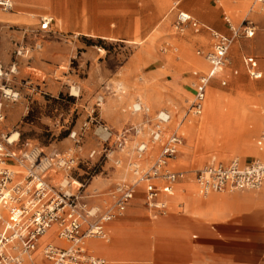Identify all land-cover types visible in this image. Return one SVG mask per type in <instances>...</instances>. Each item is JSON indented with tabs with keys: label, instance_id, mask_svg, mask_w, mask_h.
Segmentation results:
<instances>
[{
	"label": "rangeland",
	"instance_id": "obj_1",
	"mask_svg": "<svg viewBox=\"0 0 264 264\" xmlns=\"http://www.w3.org/2000/svg\"><path fill=\"white\" fill-rule=\"evenodd\" d=\"M31 2L42 8L29 11L34 14V20L16 29L25 33L12 39L14 46L7 52L9 62L0 61L3 71L12 64L16 68L7 77L0 76V142L17 133L20 142L28 140L46 150L62 152L74 147L69 138L70 131L79 130L87 112L100 97L103 103L97 111L98 117L113 130L141 121L140 115H132L127 110L136 99L152 113L189 98V86L194 80L191 71L205 66L203 56L197 52L211 49L212 31L230 33L224 19L227 16L238 28L245 25L246 20L251 21L256 31L252 38L240 36L231 45L223 69L233 62L238 69L235 78L225 85L219 84L218 80L212 83L202 114L188 116L182 121L179 132L184 143L174 166L183 172V177L175 185L173 204L196 194V170L211 155L221 160L232 157L246 160L264 155L256 144L264 132V75L257 80L249 78L242 60L245 56H256L264 68V44L261 43L264 41V23L255 16L258 12L264 14L263 4L254 0H218L217 3L214 0ZM213 9L219 12L223 30L201 19ZM179 10L191 13L200 22L201 29L194 32L188 25L176 28ZM46 15L53 17L50 28L39 30V19ZM2 36L1 32L0 40ZM35 42L40 44L39 49L34 48ZM20 47L29 49L27 56L16 55L15 50ZM217 88L219 97L212 107L211 93H216ZM100 148L101 138L91 124L76 148L79 162L72 175L76 179H87L88 190L96 189L104 193L101 197L104 198L114 182L130 179V174L123 166L114 170L113 158L107 161ZM92 149L97 153L90 157ZM243 154L249 156L244 158ZM115 155L116 152L113 157ZM58 177L60 180L62 176ZM169 212L167 216L149 218L142 205L140 219L152 222L174 217L172 229L176 230L184 226L182 216L191 215L177 205L169 208ZM4 214L10 219L13 209L5 205ZM139 216L140 213L132 216L129 211L126 219L117 217L115 221L121 222L122 235L149 240L154 237H149L152 231L159 235L166 233L164 227L153 230L152 225H140L136 220ZM193 233L197 232L190 230L187 235L166 236L162 239L161 249L153 250L151 247L155 249L160 245L155 243L137 249H120L112 257L114 263L108 259V264H189L193 253L184 246L190 242ZM44 237L42 239L46 240ZM54 238L50 235L48 239ZM160 240L158 237L156 242L160 243Z\"/></svg>",
	"mask_w": 264,
	"mask_h": 264
},
{
	"label": "built area",
	"instance_id": "obj_2",
	"mask_svg": "<svg viewBox=\"0 0 264 264\" xmlns=\"http://www.w3.org/2000/svg\"><path fill=\"white\" fill-rule=\"evenodd\" d=\"M254 1L264 5V0ZM0 9L10 11L11 1L0 0ZM224 19L230 33L212 31L214 42L211 50L197 52L208 63V69L198 73L192 82L194 95L183 119L202 114L207 87L225 67L233 41L240 36L252 38L255 34L256 27L249 20L238 28L227 16ZM52 21V16H42L38 29L48 30ZM187 25L194 32L200 29V24L190 14L178 11L176 28L182 29ZM34 48L39 49L40 44L35 43ZM28 51L20 47L15 53L19 56ZM246 62L250 64L249 75L260 78L262 73L252 66L254 58L247 57ZM15 69V64H12L3 71L0 63V76L7 77ZM221 84L225 85L226 81L222 80ZM102 103V97L98 98L79 130L70 131L69 138L74 147L65 151L46 150L28 140L20 142L19 136L0 142V264H30L29 256L37 249L40 238L51 228H54L53 233L61 244L43 243L42 255L47 264H106L104 258L87 250L86 241L90 238L107 240L106 225L124 213L140 187L143 188L144 204L150 214L156 217L165 213L166 201L159 200V196L171 195L174 185L183 177L182 171L171 166L183 146L184 137L178 129L166 133L170 112L163 109L151 116L149 107L136 100L129 110L132 114L142 115V120L122 130H113L98 117L97 111ZM91 124L101 138V155L107 161L113 158V166H123L131 175L130 179H119L104 198H101L104 193L96 189L86 191L87 179H76L72 175L79 162L76 148H79ZM144 133L147 134V141L136 140ZM156 144L160 145L156 158L148 166H142L140 161L149 146ZM256 144L264 151V132ZM115 152L125 153L128 159L123 162L113 157ZM96 153L97 150L92 149L89 156ZM58 175L62 176L60 180ZM195 181L202 195L257 190L264 185V159L254 157L242 162L238 157L228 160L212 157L196 170ZM92 197L101 198V203L90 204L88 199ZM3 204L14 206L12 218L3 216Z\"/></svg>",
	"mask_w": 264,
	"mask_h": 264
},
{
	"label": "crops",
	"instance_id": "obj_3",
	"mask_svg": "<svg viewBox=\"0 0 264 264\" xmlns=\"http://www.w3.org/2000/svg\"><path fill=\"white\" fill-rule=\"evenodd\" d=\"M10 1L12 3V9L10 11H3L0 9V33L1 32L3 33V36L1 37L0 40V61L4 64L9 62L8 60L9 57L7 55V52L10 51L14 46L12 39H15L20 33H22V35H24L25 33L24 31H17L16 29L18 27L29 25L31 23L30 21L34 20V14H30L29 13L30 10L34 12L42 8L36 4H33L31 0H10ZM214 2L217 3V1ZM178 3L179 1H177L176 5ZM179 11L187 12L188 14L191 15L192 18L198 21L188 11L185 10H179ZM255 16H259V20L264 23V14L258 12L255 13ZM201 19L204 20L206 24L212 25L217 29L220 30L224 29L223 28L224 26L220 22L219 12L217 9L209 10L207 14L201 16ZM198 23L200 24L199 21ZM213 42L211 44V48ZM35 43H33V45ZM261 43L263 45L264 41H262ZM28 53L29 51L26 52L24 56H27ZM247 57L250 56H245L242 59L247 75L249 76V78L254 80L261 79L264 75V68L260 66L256 56H251L254 58V62L252 63V66L256 70L262 73L260 78L251 77L248 72L250 64L246 62ZM203 60L205 63V66L203 64L204 66L203 68L201 66L200 69L191 71V75L193 76L194 80L198 73L205 72L208 69V63L205 61L204 58ZM237 74H238L237 65H234L232 62V65L230 67H227L226 70L223 69L221 73L217 74L215 77L211 79L206 90V98H207L208 88L211 86L212 83H214L216 80H218L219 84H221L222 80H225L226 83H228L229 81L234 79ZM192 82L189 86V92H190L189 98L187 99L184 98L182 101L179 100L178 102H176V104L167 105L165 107L155 110L152 113L150 112L151 116L155 114L157 111L163 109H166L170 112L171 119L167 124L166 133L171 132L175 129L178 130L181 129L180 127L184 123L182 122L184 111L190 104V101L194 95ZM211 96H212V107H213L214 101H216V99H218L219 97L218 88L216 93H211ZM139 101L142 102L141 100ZM130 106L131 105L127 106V110L129 112H130L129 110ZM140 116L142 120L143 116L142 115ZM131 125L133 124H130L129 126ZM124 128L126 127H123L120 130ZM191 129H189L190 132ZM136 140L147 141L148 140L147 134L144 133L143 135L137 137ZM159 149H160L159 144L150 145L146 155L140 161V164L142 166H148L156 158ZM243 156L244 158H246L249 155L243 154ZM114 157L119 158L123 162H125L128 159L127 155L123 152H116V155ZM252 158L253 157H250V159ZM250 159L241 160V161L247 162ZM174 161L171 162V166L174 169H176V167L174 166ZM113 168L115 170L116 168H121V167L114 166ZM116 182H114L112 186ZM89 186L90 184H88L86 187L87 192L92 191V190H88ZM172 196L173 193L171 195L160 194L159 200L166 201L167 208L164 214H158L157 216H167L170 213L169 208H174L175 205H177L178 208H181L183 211L188 210V212L191 215H187V216L183 215L184 217L182 216L183 218L182 223L184 225L183 228L177 227L176 230L172 229L173 228L172 225L174 224L173 223L174 217L169 219L162 218L160 220H154L152 222L141 220L140 217L142 215V205L144 206V209L147 212L149 218H156L157 216L153 217L150 214V212L147 210L143 200V188L140 187L137 190L135 197L129 202L127 206L128 208L129 206L133 205L132 208H130L131 210H129L130 215L136 216L140 213V216L136 219L137 223H139L142 226L152 225L153 230L164 227L166 229V233H164L163 235H159L152 231V235L149 236L151 237L154 235V237L149 238L151 243L148 239H143L141 237H136V236L127 237L122 235V232L119 229L121 222L115 221L118 219L117 218L110 221L106 225V229L108 232V239L107 240L98 239V238L88 239L86 241L87 250L96 256L104 258L106 260V264H108V259L110 263H114L112 257L120 249L123 248L137 249L143 246L146 247L150 246V244L152 245L153 243L160 244L159 245L160 247L157 246L155 249L154 247H151L153 248V250H156L157 248L161 249L163 247L162 239H164L166 236L169 235L180 236L182 234L187 235L189 234L190 230H194L197 233H193L191 235V238L189 239L190 242L184 246L185 250L191 251L193 253L192 262L189 264H264V185L257 190H239L229 193L217 192L215 194H210L206 197H202L196 192V194L188 196L187 200L177 201L175 205L171 200ZM88 202L90 204H99L101 203V199L92 197L88 199ZM12 208L15 214V208L13 206ZM128 212L122 218L121 216L123 214L118 216L119 219L121 220L126 219L128 217ZM178 218L179 217H177V219ZM158 237L161 239L159 241L160 243L156 242V239ZM44 241L45 240L41 238L39 244L41 245V243ZM51 241L53 243L58 242L56 237ZM151 248L147 255L150 254ZM33 259L34 262L36 261V264H47V261L44 258H42L40 248H37L36 251L34 252ZM142 260L140 262H143ZM116 264H124V263L120 262ZM134 264H138V263H134Z\"/></svg>",
	"mask_w": 264,
	"mask_h": 264
},
{
	"label": "bare ground",
	"instance_id": "obj_4",
	"mask_svg": "<svg viewBox=\"0 0 264 264\" xmlns=\"http://www.w3.org/2000/svg\"><path fill=\"white\" fill-rule=\"evenodd\" d=\"M257 3V2H256ZM47 16V15H46ZM6 90V89H5ZM6 93L7 94H9V90L7 89L6 90ZM205 103H206V101H205ZM205 103H204V106H205ZM204 109V108H203ZM203 112V111H202ZM189 117H191V116H189ZM193 117V116H192ZM188 120H190V118L188 119ZM17 136H18V134L17 133H12V135L10 136V137H8L7 139L8 140H14V139H16L17 138ZM258 148V147H257ZM259 149V148H258ZM260 150V149H259ZM262 151V150H261ZM264 152V151H263ZM212 157H215V158H217V159H219L216 155H211L209 158H208V160L210 159V158H212ZM257 158H261V159H264V155L262 156V157H257ZM207 160V161H208ZM219 160H221V159H219ZM176 185V184H175ZM195 187H196V183H195ZM174 190H175V186H174ZM174 190H173V194H174ZM197 193L199 194V195H202V194H200L198 191H197ZM203 197H206V196H208V195H202ZM167 204V203H166ZM5 205H8L9 207H11L12 208V206L13 205H11V204H3L2 205V212H3V216L5 217V214H4V207H5ZM14 207V206H13ZM13 209V208H12ZM6 218V217H5ZM6 219H9V218H6ZM117 219V218H116ZM53 231H54V228H51V229H49L48 230V232L45 234V235H43V236H45L44 237V239H46L44 242H46V241H50V242H52L50 239H48L49 238V236L51 235L52 237H56L55 235H54V233H53ZM48 234H50V235H48ZM47 235V236H46ZM42 236V237H43ZM41 237V238H42ZM41 238H40V240H41ZM57 238V237H56ZM40 240H39V242H40ZM57 240H58V242L56 243V244H61V241H60V239H58L57 238ZM44 242H42L41 243V245L39 244L38 245V247H40V249H41V254H42V245H43V243ZM37 247V248H38ZM36 251V250H35ZM34 251V252H35ZM34 252L29 256V258L27 257V256H24L25 257V259H30L31 260V263L30 264H33V262H34V259H33V254H34ZM43 256V255H42ZM44 258V257H43Z\"/></svg>",
	"mask_w": 264,
	"mask_h": 264
}]
</instances>
